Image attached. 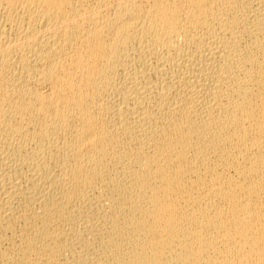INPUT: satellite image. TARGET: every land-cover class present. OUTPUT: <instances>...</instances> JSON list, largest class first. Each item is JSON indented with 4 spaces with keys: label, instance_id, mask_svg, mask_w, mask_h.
<instances>
[{
    "label": "bare ground",
    "instance_id": "obj_1",
    "mask_svg": "<svg viewBox=\"0 0 264 264\" xmlns=\"http://www.w3.org/2000/svg\"><path fill=\"white\" fill-rule=\"evenodd\" d=\"M0 264H264V0H0Z\"/></svg>",
    "mask_w": 264,
    "mask_h": 264
}]
</instances>
